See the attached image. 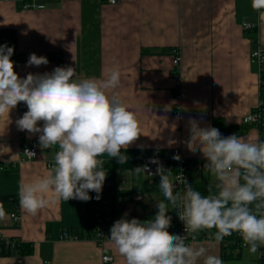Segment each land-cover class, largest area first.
<instances>
[{
    "label": "crops",
    "instance_id": "crops-1",
    "mask_svg": "<svg viewBox=\"0 0 264 264\" xmlns=\"http://www.w3.org/2000/svg\"><path fill=\"white\" fill-rule=\"evenodd\" d=\"M35 2L37 7L23 10L24 0L0 1V28L17 33L19 61L15 71L24 78L29 72H52L56 67L70 66L75 69L77 80H102L109 69L118 68L120 83L109 90V95L118 96L136 113L142 132L133 145L121 149L129 161L149 157L155 148H180L188 158L204 159L199 151L192 153L187 147L189 119L195 118L200 127H214L216 119L242 126L243 118L260 103L261 77L251 61V53L258 44L264 46V10H254L252 0ZM245 22L256 24L251 30L255 39L244 28ZM177 51L182 58L178 73L173 65ZM32 53L47 57L49 63L26 67ZM17 106L9 115H0V162L17 164L0 171V195L19 199L21 184L51 172L47 161L54 158L58 145L40 148L34 160H22L23 143L38 141L39 134L18 129ZM261 136L259 128L253 125L238 137L261 142ZM170 140L175 143L170 144ZM101 159L117 161L106 154ZM134 170H120L113 184L111 227L121 218V210L129 212L136 206L141 194L136 193L135 199L128 202L122 191L136 187L140 178L146 183L142 191L151 188L146 194L155 207L159 201L160 188L145 179L148 175ZM192 176L207 194L214 180L210 173L192 169ZM45 198L48 205L36 215L19 207V224L10 215L13 210L3 205L5 217L0 219V237L32 244L33 251L0 255V264H125L111 241L107 247L114 260L103 261L91 225L90 201L57 199L52 191ZM167 214L174 219L170 204ZM65 232L78 237L64 238ZM196 242L223 260L221 242L217 244L212 238ZM258 259V252L251 254L246 249L239 259L223 261L253 264Z\"/></svg>",
    "mask_w": 264,
    "mask_h": 264
},
{
    "label": "clouds",
    "instance_id": "clouds-1",
    "mask_svg": "<svg viewBox=\"0 0 264 264\" xmlns=\"http://www.w3.org/2000/svg\"><path fill=\"white\" fill-rule=\"evenodd\" d=\"M252 7L264 10V0H252ZM13 54L14 47L0 45V115H9L24 103L27 111L16 120L18 129L39 134L41 149L58 145L51 172L21 184V209L36 215L48 205L45 197L49 191L57 199L84 202L92 199L89 192H95L99 200L107 176L101 157L106 154L120 164L127 163L121 149L126 150L142 134L136 113L118 96L109 95V90L120 83L119 69H109L102 80H77L70 66L56 67L52 72H29L21 78L14 70ZM254 55L260 57L261 53ZM48 63L47 57L32 53L26 67ZM188 131L189 151L201 153L206 161L204 169L214 178L209 194L202 195L185 178V190L176 191L171 169L156 157L150 158V163L157 165L154 173L147 164L136 168L138 174L160 177L164 199L156 201L154 218L128 219L125 213L110 228L109 239L125 264H224L219 255L210 254L208 247L196 242V234L212 229L215 232L211 238L217 244L236 232L251 254L264 248V141L249 142L236 134L223 136L215 127H200L195 118L189 119ZM24 154L30 159L35 155L29 150ZM169 204L179 209L177 215L185 233L193 234L191 244L186 243L185 235L169 233ZM4 217L0 205V219Z\"/></svg>",
    "mask_w": 264,
    "mask_h": 264
},
{
    "label": "built area",
    "instance_id": "built-area-1",
    "mask_svg": "<svg viewBox=\"0 0 264 264\" xmlns=\"http://www.w3.org/2000/svg\"><path fill=\"white\" fill-rule=\"evenodd\" d=\"M3 1V0H0ZM106 2L112 3L111 0H105ZM118 0H115V3H117ZM114 4V3H112ZM38 4L35 2V0H24L23 4V10L37 7ZM256 24L255 23H244V28L247 30L255 29ZM260 51L261 56L257 57L254 55L255 52ZM181 55L177 51L174 53L173 56V65H174V71L176 73L180 70L181 65ZM251 61L252 63L257 67L258 72L261 75L264 73V46L261 44H258L257 47L252 51L251 53ZM18 117L21 118L23 114L27 111V107L24 103H19L18 106ZM251 117V119H250ZM244 123H252L256 126H263L264 125V107L260 101V103L251 111L249 112L244 118ZM264 141V136H261V142ZM26 150L32 151L35 153L33 158H29L24 153ZM58 150V149H57ZM56 150V151H57ZM21 159L22 160H34L38 158L40 147L38 141H30L23 143L21 147ZM56 154V153H55ZM179 156L180 160L173 159L174 156ZM55 157V156H54ZM156 157L158 160L165 166V168L171 169L172 171V181L176 185L175 190L180 191L181 193L185 190V180L192 184V187L195 189V180L192 176V169H196L198 171H207L204 169V164L206 161L204 159H193L186 157L180 148H172L169 151H165L162 148H155L152 152V154L149 157L143 158L141 160V167L144 165H148L151 171L154 173L157 165L150 163V158ZM13 166L16 167L17 164H8L6 162H0V171L5 170L8 167ZM47 166L52 169L54 167V158L47 161ZM105 169V168H104ZM107 172V170L105 169ZM148 176H157V175H150L148 173H144ZM113 187V182L109 180L106 176V180L104 182L102 192L100 193L101 198L99 200H96V193L95 192H89V195L92 197L90 201L91 203V209H90V218L93 223L94 227V238L97 241L98 245L100 246L102 250V259L104 262H111L114 260L113 254L110 252V249L107 247V242L110 241V228L112 225V201H111V189ZM196 190V189H195ZM208 194H205V196ZM20 206L17 205L14 210L10 213L11 217L15 220L16 223H20L22 219V215L20 212ZM171 211L173 214L176 215V218L172 219V225L173 229L171 234H179V235H185L186 236V243L191 244L192 241V233H185V226L183 222L178 218V212L179 209L173 208L171 206ZM234 237L230 238V236H227L221 241L224 247H227L228 251H231L234 254H239L248 249L246 246H244V243L242 241V238L240 237L239 233L234 232ZM64 238H77L78 236L65 232L63 234ZM212 232L209 231H202L198 234H196V240L202 239V238H211ZM0 239L5 241L6 248L14 249L17 245H19L18 239H6L4 237H0ZM231 246H233L231 248ZM262 248L258 251V258H260L263 255ZM44 264H51L50 262H45Z\"/></svg>",
    "mask_w": 264,
    "mask_h": 264
},
{
    "label": "trees",
    "instance_id": "trees-1",
    "mask_svg": "<svg viewBox=\"0 0 264 264\" xmlns=\"http://www.w3.org/2000/svg\"><path fill=\"white\" fill-rule=\"evenodd\" d=\"M252 33L253 31L249 30V35L252 36L253 39H255V36L252 35ZM4 44H7L9 47H14V54L11 57V59L15 62V65H14V70H15L16 64L19 61V54L17 51V33L14 29L0 28V45H4ZM260 101L264 107V73L261 75ZM253 125L256 126L255 124H252V123H245L242 126L230 125V124H227L222 119H216L214 122V127L219 129V131L221 132L223 136H228L231 134H236L237 136H239L241 133L245 131V128L247 126H253ZM257 127L259 128L261 135L264 136V125L260 127L257 126ZM138 167H141V160H138L136 162H132L128 160L127 163L125 164H120L118 163V161H115V162L105 161L104 163V168L107 170V178L111 180L113 184L114 182H116L119 176L118 174L120 170L136 169ZM144 185H146V183L143 182L140 178L138 181V185H136V187H133L130 190L122 191L123 194L128 196V199H129L128 202L135 199L136 193L141 194V197L137 201V203L134 204L136 206L132 208L129 212H125L124 210H121V213H120L121 218L124 216L125 213H128V219L135 217L141 221H145V220L154 218L156 214V207H155L153 200L149 198L150 196L146 194V192L151 190V188H146L147 191L145 190L142 191L141 188ZM195 189L199 191L202 195L206 194V193H203L202 187H199V183L195 182ZM0 205L2 206L7 205L12 210H14V208L17 205H19V199L14 195H0ZM128 205L129 204H125V207H128ZM91 225L93 227V223ZM172 229H173V225H172V220H171V227L168 228L169 233L172 232ZM211 232L214 233L215 229H212ZM232 237H234V234L230 236V238ZM19 242H20L19 245H17L14 249H11V248H6L5 241L0 239V255L28 254L33 251L32 244H25L21 241ZM232 247L233 246H231V248ZM223 250H224L223 255H222L223 260L239 259L242 255V253L234 254L232 250L228 251L227 247H224ZM262 250L264 252V248H262ZM258 263L264 264V253L259 258Z\"/></svg>",
    "mask_w": 264,
    "mask_h": 264
},
{
    "label": "rangeland",
    "instance_id": "rangeland-1",
    "mask_svg": "<svg viewBox=\"0 0 264 264\" xmlns=\"http://www.w3.org/2000/svg\"><path fill=\"white\" fill-rule=\"evenodd\" d=\"M145 179H146L148 182L153 183L156 187L159 188L160 177H150V176H146ZM158 194H159V196H158L159 199H158V200L164 199L163 194H162V192L160 191V189H159V191H158ZM173 217L176 218V215L174 214ZM258 260H259V259H258ZM253 264H259V263H258V261L256 260L255 262L253 261Z\"/></svg>",
    "mask_w": 264,
    "mask_h": 264
}]
</instances>
